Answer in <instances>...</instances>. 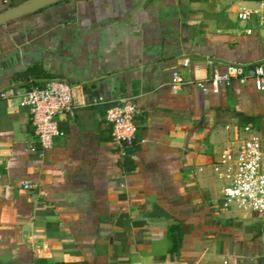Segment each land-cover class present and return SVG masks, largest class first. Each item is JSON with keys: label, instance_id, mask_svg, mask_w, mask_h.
<instances>
[{"label": "crops", "instance_id": "crops-1", "mask_svg": "<svg viewBox=\"0 0 264 264\" xmlns=\"http://www.w3.org/2000/svg\"><path fill=\"white\" fill-rule=\"evenodd\" d=\"M257 7L60 0L1 24L0 264H264V219L223 207L215 164L242 117L261 127L264 90L251 79L216 93L171 84L173 71L197 81L264 64V26L237 16ZM49 78L72 84L75 107L42 152L20 92ZM125 97L138 109L130 170L105 121Z\"/></svg>", "mask_w": 264, "mask_h": 264}, {"label": "built area", "instance_id": "built-area-1", "mask_svg": "<svg viewBox=\"0 0 264 264\" xmlns=\"http://www.w3.org/2000/svg\"><path fill=\"white\" fill-rule=\"evenodd\" d=\"M254 1L258 2L257 8L242 9L237 16L243 20L255 18L256 25L263 27L264 0ZM233 79L241 82L251 79L256 89L264 90V64L230 63L224 70H213L206 79L197 81L186 80L179 71H173L171 84L174 89H178L182 84L190 82L202 91L216 93L221 87L230 86ZM20 98L29 110L33 132L43 152L53 145L55 137L64 133L58 126L57 117L66 113L72 115L74 112L72 84L65 79L49 78L42 85L24 88ZM137 112L134 102L127 97L106 109L105 121L111 126L112 139L121 157L137 141ZM215 164L217 176L223 182V207L257 213L264 219V117L261 127L244 124L242 134L219 153ZM35 186L37 184L29 180L22 182L25 189Z\"/></svg>", "mask_w": 264, "mask_h": 264}, {"label": "water", "instance_id": "water-1", "mask_svg": "<svg viewBox=\"0 0 264 264\" xmlns=\"http://www.w3.org/2000/svg\"><path fill=\"white\" fill-rule=\"evenodd\" d=\"M58 1L60 0H23L16 5L0 11V25L26 14L35 12Z\"/></svg>", "mask_w": 264, "mask_h": 264}, {"label": "trees", "instance_id": "trees-1", "mask_svg": "<svg viewBox=\"0 0 264 264\" xmlns=\"http://www.w3.org/2000/svg\"><path fill=\"white\" fill-rule=\"evenodd\" d=\"M246 119V120H244ZM255 119L254 117H250V116H244L241 118V122L245 123V124H251L250 122H252V120ZM256 120H259L258 117H256ZM134 146V145H133ZM133 146L127 150V154L125 156L122 157V160L120 162V164L122 165V167L124 168V170H130L134 167V163H133V159L130 156V153L133 149ZM177 232H178V237L174 238L173 241V246L176 249L179 245H180V239L182 237V234L184 233L185 229L182 226L179 225H175L173 226Z\"/></svg>", "mask_w": 264, "mask_h": 264}, {"label": "rangeland", "instance_id": "rangeland-1", "mask_svg": "<svg viewBox=\"0 0 264 264\" xmlns=\"http://www.w3.org/2000/svg\"><path fill=\"white\" fill-rule=\"evenodd\" d=\"M258 27H260V26H258Z\"/></svg>", "mask_w": 264, "mask_h": 264}]
</instances>
